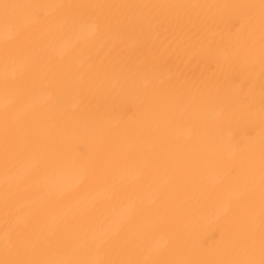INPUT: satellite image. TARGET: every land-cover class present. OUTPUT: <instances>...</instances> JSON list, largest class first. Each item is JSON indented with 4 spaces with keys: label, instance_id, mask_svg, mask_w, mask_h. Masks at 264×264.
<instances>
[{
    "label": "bare ground",
    "instance_id": "bare-ground-1",
    "mask_svg": "<svg viewBox=\"0 0 264 264\" xmlns=\"http://www.w3.org/2000/svg\"><path fill=\"white\" fill-rule=\"evenodd\" d=\"M0 264H264V0H0Z\"/></svg>",
    "mask_w": 264,
    "mask_h": 264
}]
</instances>
